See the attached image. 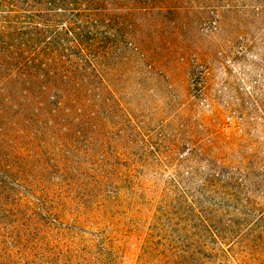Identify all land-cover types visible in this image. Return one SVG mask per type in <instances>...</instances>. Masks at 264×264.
Returning a JSON list of instances; mask_svg holds the SVG:
<instances>
[{"label":"rangeland","instance_id":"rangeland-1","mask_svg":"<svg viewBox=\"0 0 264 264\" xmlns=\"http://www.w3.org/2000/svg\"><path fill=\"white\" fill-rule=\"evenodd\" d=\"M4 1L8 44L80 33ZM96 1L99 76L0 124V264H264V0Z\"/></svg>","mask_w":264,"mask_h":264},{"label":"trees","instance_id":"trees-1","mask_svg":"<svg viewBox=\"0 0 264 264\" xmlns=\"http://www.w3.org/2000/svg\"><path fill=\"white\" fill-rule=\"evenodd\" d=\"M3 3L7 2L1 0ZM25 7L33 3L37 14L42 12V0H23ZM81 1V0H78ZM85 9H77L75 22L67 28L74 32L77 27L80 33L73 35V43L70 47L54 45L35 46L27 43L8 44L9 39H17L11 33L1 34L0 39V72H7V86L0 88V124L13 122L10 110L17 109L20 114L38 111L43 115L53 114L56 110L65 107L68 96L74 92H82L85 84L98 75V62L103 59L105 53L94 50L92 47V29L97 12L93 8L96 0H83ZM52 9L66 4L64 0L51 3ZM10 3V2H9ZM8 3V5H9ZM79 6L80 3L75 2ZM39 4V5H38ZM49 10V9H47ZM36 13L31 17L35 20ZM48 20V16H41ZM36 37H43L40 30L33 32ZM0 36V37H1ZM4 38V39H3ZM7 38V40H5ZM61 38H59L60 40ZM57 40L55 37L54 41ZM11 108V109H10ZM0 134H5V129L0 126Z\"/></svg>","mask_w":264,"mask_h":264}]
</instances>
